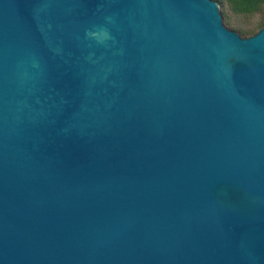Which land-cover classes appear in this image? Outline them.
<instances>
[{"label": "water", "instance_id": "1", "mask_svg": "<svg viewBox=\"0 0 264 264\" xmlns=\"http://www.w3.org/2000/svg\"><path fill=\"white\" fill-rule=\"evenodd\" d=\"M0 264H264V26L0 0Z\"/></svg>", "mask_w": 264, "mask_h": 264}, {"label": "rangeland", "instance_id": "2", "mask_svg": "<svg viewBox=\"0 0 264 264\" xmlns=\"http://www.w3.org/2000/svg\"><path fill=\"white\" fill-rule=\"evenodd\" d=\"M213 1L217 4L223 25L241 37L252 35L264 26V24H261L264 17V8L251 13H239L233 11L224 0Z\"/></svg>", "mask_w": 264, "mask_h": 264}, {"label": "trees", "instance_id": "3", "mask_svg": "<svg viewBox=\"0 0 264 264\" xmlns=\"http://www.w3.org/2000/svg\"><path fill=\"white\" fill-rule=\"evenodd\" d=\"M228 6L235 12L251 13L264 8V0H224ZM264 24V17L261 21ZM260 24V25H261Z\"/></svg>", "mask_w": 264, "mask_h": 264}]
</instances>
